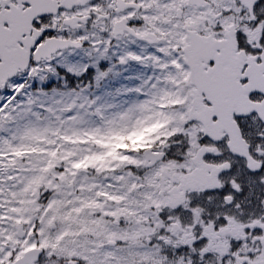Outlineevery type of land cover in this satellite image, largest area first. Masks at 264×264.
I'll return each mask as SVG.
<instances>
[{"label": "snow or ice", "instance_id": "obj_1", "mask_svg": "<svg viewBox=\"0 0 264 264\" xmlns=\"http://www.w3.org/2000/svg\"><path fill=\"white\" fill-rule=\"evenodd\" d=\"M0 264H264V0H0Z\"/></svg>", "mask_w": 264, "mask_h": 264}]
</instances>
